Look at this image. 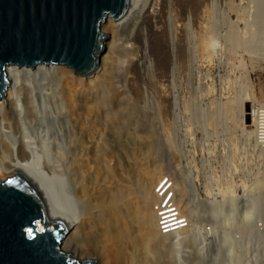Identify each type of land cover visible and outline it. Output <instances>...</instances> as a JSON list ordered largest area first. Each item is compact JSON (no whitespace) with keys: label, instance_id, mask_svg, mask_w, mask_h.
<instances>
[{"label":"rangeland","instance_id":"obj_1","mask_svg":"<svg viewBox=\"0 0 264 264\" xmlns=\"http://www.w3.org/2000/svg\"><path fill=\"white\" fill-rule=\"evenodd\" d=\"M262 18L264 0H147L129 34H116L113 22L103 26L107 38L97 77L84 81L65 72L46 74L65 97L82 100L79 120L84 123L87 153L82 172L76 170L71 150L55 141V129L50 131L45 121L25 126L23 134L39 150L48 144L51 165L59 157L64 161L76 194L80 180L87 187L88 196L79 192V201L96 205L98 219L72 237L71 246L81 247L83 259L95 264L153 260L145 234L158 233L151 217L157 212L155 194L162 184L171 210L193 232L203 237L217 225L213 227L217 239L206 249L211 259L208 256L201 264H264V143L244 134L254 122L256 138V120L246 118L247 109L240 107L247 99L252 115L264 119V111L257 114V108L264 107ZM113 43L119 48L113 55L122 67L119 77L111 72L114 59L108 52ZM251 46L252 53L247 50ZM46 75L28 78L38 88ZM71 99L67 104L73 122L77 116ZM13 126L16 130L14 122ZM7 178L0 173V180ZM139 197L148 200L147 208ZM235 234L238 239L232 237ZM170 236L165 239L175 241ZM201 243L200 239L179 245L180 262L191 264L190 252Z\"/></svg>","mask_w":264,"mask_h":264},{"label":"water","instance_id":"obj_2","mask_svg":"<svg viewBox=\"0 0 264 264\" xmlns=\"http://www.w3.org/2000/svg\"><path fill=\"white\" fill-rule=\"evenodd\" d=\"M135 10L134 0H0V107L8 71L97 77L103 26L126 28ZM73 235L72 222L29 172L0 180V264H95L66 253Z\"/></svg>","mask_w":264,"mask_h":264},{"label":"bare ground","instance_id":"obj_3","mask_svg":"<svg viewBox=\"0 0 264 264\" xmlns=\"http://www.w3.org/2000/svg\"><path fill=\"white\" fill-rule=\"evenodd\" d=\"M134 3H135V9L136 10H135V13H134L129 25L126 28H122V27H120L114 23V25H115L114 31L116 34L122 35V33L123 34H129L130 32H132L135 24L138 22L142 12L144 11L147 0H134ZM263 19L264 18H262V20ZM259 20H261V18ZM109 22L111 23V21H109ZM262 23H264V22H262ZM261 30H263V28H261ZM260 33H261V31L259 32V35H260ZM263 35H264V33H263ZM254 36H255V33H254ZM250 39H251V37H250ZM244 40H246V39H244ZM254 41H256L255 38H254ZM261 41L264 42V39ZM114 42L116 43V40ZM208 42H210V40H207V43ZM115 43H113L114 47L112 50H110L108 52V55H110L109 59L112 57L111 61L114 59L113 60L114 63H112L113 65L111 67L112 68L111 72L115 76L119 77L121 74V68L122 67H121V64L118 61V59H116V57H114V56H116V54H118V49H119ZM251 43H253V41ZM256 43H257V41H256ZM208 45H209V43H208ZM243 47H244V45H243ZM251 49H252V46L250 49H247V50H250V53H252ZM260 53L262 56L264 55V54H262V52H260ZM255 58H257V57H255ZM131 63L132 62L130 61V64ZM7 73H8V78H9V86L7 88V95H6L5 100L7 99L8 103L4 104V102H3L2 106L0 107V173H2L5 176L8 175V178H10V177L15 176L17 173L22 174L24 172H29L45 188V190L54 198L56 205H57L59 211L61 212V214H63L67 219H69L72 222L74 234H75V231L77 233V230L78 229L80 230L81 226L84 227L87 222L88 223H89V221H90V223H91V221L95 222V219H98V218H96V214H97L96 207H95L96 205L94 206L95 208L92 206V204L90 206H87L85 204L86 205L85 206L84 204H82L84 202L83 201L80 202L79 199L77 198V194L79 192L82 194H85V192L87 193V191H86L87 187L83 184L82 180H80L79 187L77 188L79 190V192L77 191L78 193L76 194V191L74 189V184L73 185L70 184L71 181L69 182V180L65 174L66 169L63 167L64 161H62L59 157L57 159V162H58V160H59V162L57 164H55L56 163L55 162L54 163L55 165H51V163L53 164V162H51V160H50L51 159L50 158L51 153H50L49 149L45 146L48 144L44 143L43 149L39 150L33 142H31L26 136H24L23 132L26 131L25 126L30 125V124L40 125L41 123H43L45 121L47 124L50 125V131H52V128L55 129V132L52 134V137L55 139V141H60L62 146H64L66 149L71 150L72 155H74L75 161L77 164V168L76 167L75 168L78 171V173L80 174L82 172V166H83L82 162L84 160V157L87 155L86 150L83 148V139H84V126H83V124L84 123H83V121L79 120V118L82 115V108L80 106V103L82 100L80 97H77V96L76 97L74 96L73 97L74 99H71L70 98L71 96H69V98H68L67 97L68 95H67L66 96L67 98H66L64 95V92H62L58 88L56 83L54 84V82L51 81L52 78L51 79L49 78L50 75L48 77L45 74L46 76L44 78L41 77L40 81L38 82V88H36L34 86V82L30 81V79L28 77L36 78L40 74H32V73L19 72V71H8ZM9 75H10V77H9ZM42 75H44V74H42ZM22 76L24 79L21 78ZM10 78H11V82H10ZM67 99H71L69 102L72 101L74 103L73 104L74 105L73 111L77 117L75 118V121L73 120V122L70 120L69 114H71V113H69L70 111L68 110L69 107L67 104V101H68ZM242 100H241L242 103L240 106L241 110L243 107V108H245V110L247 109L249 111V113H248V112H246L247 110L245 112L243 110L241 112H244V114L243 113L242 114L246 118L252 117V118H254L253 120H256V122H255V134H256L257 139L255 137H253L254 131L252 130L253 129L252 123H254V122H252V119H251L252 123L248 126L250 128L249 131L244 132L243 128H242L243 129L242 131L247 136V138H249L251 140L254 138L255 140H257V143L258 142L264 143V130H263L264 119H263V117L261 115H259L258 118L256 119V116L252 115V114H254L253 107H251V109H250V107H248L249 106L248 105L249 100H247V99L246 100L242 99ZM40 107L42 109L41 112L39 111ZM96 108H97V106H96ZM250 110H251V112H250ZM73 111H71V112H73ZM235 113H236V111H235ZM95 114L97 116V113H95ZM243 115L241 116V118L243 117ZM243 120H242V122H243ZM13 122L16 126V130H14ZM96 122H98V121H96ZM56 126H57V128H56ZM96 130H97V128H96ZM3 143L5 144L4 145L5 151L2 147ZM57 156H58V154H57ZM59 156H61V154H59ZM77 176H79V175H77ZM79 177L81 179V175ZM133 185L134 184H132V186ZM130 186H129V188L131 189L132 186L131 187ZM163 187H165V185L162 186V184H161L159 186V190H158L159 192L158 193L156 192V194H155V198H156L155 200L157 201V203L155 201V204H157V212L152 213V217H151L152 220L154 221V226L157 227L158 233H157V235H153V233H151V231H149L150 228H148L147 231H149V233L146 232V234H145L146 239L144 238L146 240L145 241L146 244L149 247H151L150 248L151 253L153 254L151 257L153 258V260H150V258H149L145 262H148V264H150V262H151V264H182L179 260V254H178L179 248H178V246L183 244V243H188V242L193 243L194 241H198L200 239L202 240V243H201L202 246L201 247H204V248L200 247L198 250L194 249L195 256H194V252H192V253L190 252V254H193V257L190 255L191 258H193V260H192L193 262L191 264H201L203 261L208 262L207 261L208 256L210 257L211 254H208L206 249H209V247H211V245L213 243V242H211V240H214L217 237L216 234H217L218 230H216L217 228H213L214 226H217V225L214 224L213 227L210 226L208 228V230H206V231H204V227H203L202 229L205 232V235L203 237L198 231L193 232V229L190 228L191 226H189L186 223V221H184L182 219L181 216L176 215L177 213L176 214L173 213V210H171V205H169V203L166 202V198L168 196H167V193L162 190ZM136 189L137 188H135V190ZM94 190H95V188H94ZM132 191L134 192V190H132ZM155 191H156V189H155ZM129 193L132 194V192H129ZM135 193H136V191H135ZM165 193H166V195H165ZM85 196H88V195L85 194ZM135 196L136 195H134V197ZM141 197H139V198H141ZM136 199H138V197ZM145 201H147V202H145ZM146 203H148V200H146V198L144 197L142 199L143 206H145ZM140 205H141V203H140ZM148 207H150V206H148ZM136 208H137V206H136ZM145 210H147V209H145ZM161 214L163 216L159 217V215H161ZM146 218H148V217H146ZM138 221H140V220H138ZM149 223L151 224L150 221H149ZM149 226H151V225H149ZM39 227L41 228L40 225H39ZM152 231L155 232V229ZM203 231H201L202 234H204ZM170 235L174 236L173 238L175 239V241L171 242V240H169L170 242H168L166 240V239H169L167 237H169ZM172 236H170V237H172ZM77 238H78V236H77ZM72 240L73 239L71 238L68 241V243L65 247L66 251L67 252L72 251V253L71 252L70 253L74 258L83 259L86 255L83 257L82 252L79 254L81 247L79 249L78 244L74 243L71 246ZM205 241H209V242L206 243ZM215 243L216 242H214V244ZM208 244H210V246H207ZM134 245H135V243H134ZM214 246L215 245H213V247ZM69 247H71V248L68 249ZM136 248H137V246H136ZM131 249L133 251V248H131ZM215 249H216V247H215ZM105 250H106V248H105ZM152 251H154V252H152ZM217 251H219V250H217ZM138 252H139V249H138ZM149 252H147V253H149ZM84 254H86V253H84ZM119 254H121V253H119ZM136 256H137V254H136ZM146 256H147V254H146ZM113 257H115V256H113ZM124 258H125V256H124ZM146 258H148V257H146ZM210 259H211V257H210ZM210 261H212V260H210ZM137 262H138L137 259L132 258L129 261V264H137ZM143 264H144V261H143Z\"/></svg>","mask_w":264,"mask_h":264},{"label":"built area","instance_id":"obj_4","mask_svg":"<svg viewBox=\"0 0 264 264\" xmlns=\"http://www.w3.org/2000/svg\"><path fill=\"white\" fill-rule=\"evenodd\" d=\"M262 108H264V107H258L257 108V110H259L258 112H257V114H260V113H263V109ZM259 116V115H258ZM258 116L256 117V119L258 118ZM263 125H264V123H263ZM263 130H264V128H263ZM252 143H254V142H252ZM255 144V143H254ZM168 199H169V196L166 198V202L168 201ZM239 236H240V238L242 237V233L241 232H239ZM239 236L237 235V234H235V235H232V237H234V238H239Z\"/></svg>","mask_w":264,"mask_h":264}]
</instances>
